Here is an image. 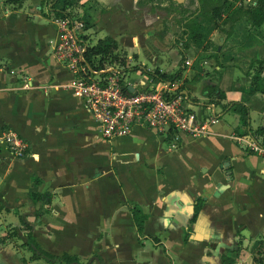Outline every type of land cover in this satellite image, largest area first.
Returning a JSON list of instances; mask_svg holds the SVG:
<instances>
[{"label": "crops", "instance_id": "0c3cea01", "mask_svg": "<svg viewBox=\"0 0 264 264\" xmlns=\"http://www.w3.org/2000/svg\"><path fill=\"white\" fill-rule=\"evenodd\" d=\"M29 1L12 10L0 6V136L16 132L31 150L30 158L16 159L0 146V264H49L42 253L78 258L69 264H222L223 257L253 264L264 243V154L234 139L244 128L231 107L249 108V135L242 138L264 148V139L252 136L264 126V94L252 90L254 62L264 60V25L242 19L228 39L199 17L203 39L186 40L192 58L182 69L193 73L186 76L178 69L185 51L170 45L178 25L164 34L160 17L129 18L140 0L79 2L73 13L87 30L106 31L129 61L139 59L133 49L149 50L153 69L181 72L175 83L189 110L218 119L214 136L184 137L177 149L165 150V140L142 126L128 137H102L84 101L65 88L73 77L54 55L51 4L44 12L43 0L36 1L39 14H31ZM208 42L216 52L205 49ZM164 55L176 60L169 71L159 66ZM25 81L32 90H23ZM210 86L225 94L214 98L218 106L209 104ZM135 207L147 217L142 233Z\"/></svg>", "mask_w": 264, "mask_h": 264}, {"label": "built area", "instance_id": "2783aa9c", "mask_svg": "<svg viewBox=\"0 0 264 264\" xmlns=\"http://www.w3.org/2000/svg\"><path fill=\"white\" fill-rule=\"evenodd\" d=\"M54 23L58 30L54 55L73 77L65 88L84 101L85 109L99 125L104 139L128 137L136 126H142L177 149L184 137L197 140L216 134L213 130L218 122L216 116L201 119L191 112L184 105L187 99L177 83L171 85L151 79L126 82L120 63H108L103 70H96L85 57L90 38L86 22L73 17L54 18ZM32 89V82L25 81L23 90ZM234 139L252 153L264 154V148L254 138ZM0 146L13 158L31 157L29 143L16 132L3 133Z\"/></svg>", "mask_w": 264, "mask_h": 264}, {"label": "trees", "instance_id": "16d2710c", "mask_svg": "<svg viewBox=\"0 0 264 264\" xmlns=\"http://www.w3.org/2000/svg\"><path fill=\"white\" fill-rule=\"evenodd\" d=\"M81 0H52L51 1V13L54 18H73V7L76 6ZM252 3L248 7H244L243 0H198L197 8L191 12L179 5L176 0H140L137 4L139 8H150L152 11H163L168 15L180 16L184 23V35L187 38L183 39V43L188 41L200 42L203 39L201 35V25L198 21L199 17H203L208 22L212 23L216 28L220 26H230L231 33L235 27V24L246 19L253 28H261L264 25V0H251ZM22 0H6L5 4L11 6H21ZM1 6V2H0ZM132 17L140 15L139 11L131 12ZM221 24V25H220ZM87 28L88 24L86 22ZM223 28V27H221ZM88 41V37L85 38ZM187 44V43H186ZM187 46V45H186ZM119 45L112 37H105L98 40L94 46L88 45L85 57L91 67L96 70H103L108 63H120L121 66H126V58L122 57L119 52ZM259 71L256 73L252 81L253 92H260L264 94L262 88V74L264 73V60L257 61ZM141 70V69H139ZM142 72L153 82H164L174 85L177 80L180 79L181 72L174 75L163 73L159 68L148 70L142 69ZM182 89V88H181ZM180 89V90H181ZM183 90V89H182ZM206 96L210 99L209 104H215L218 106V102L214 98L220 100L225 99V94L219 90L218 87H207L205 89ZM196 102V101H193ZM230 106H226L228 109ZM231 110L240 116L242 127L244 131L239 133L242 137L248 136L249 133L246 130L249 121V108L240 103H234ZM252 136L259 139H264V126L258 128L253 132ZM1 210V209H0ZM134 221L139 233L143 232L146 215L143 214L139 207L133 209ZM49 261V264H53V261L59 260L61 263H77L78 258L70 257L67 254H63L61 257H56L48 253H42ZM253 264H264V243L254 252ZM222 264H234V261L228 257L222 258Z\"/></svg>", "mask_w": 264, "mask_h": 264}, {"label": "rangeland", "instance_id": "374dc122", "mask_svg": "<svg viewBox=\"0 0 264 264\" xmlns=\"http://www.w3.org/2000/svg\"><path fill=\"white\" fill-rule=\"evenodd\" d=\"M2 1H3V3L1 1L0 2L4 5V7L9 8L10 10L13 9L12 6L5 4V1L6 0H2ZM36 1H39V0H30L29 3H28L29 5L31 4L33 10L35 11V13H31L30 12L31 14H37L39 12V11L36 10V5H35ZM43 1H41L39 4L43 7V10L45 12V11H47V6L46 5L50 4L52 0H46L47 1L46 3H45V1L44 2ZM22 3H23V0H22ZM177 3L179 5H181V6H183L185 9L191 11V12H193L197 8V6H198V0H181L180 2H177ZM29 5H28V8L25 6V9H23V10H26V12H29V9H30L29 8ZM243 5H244V7L250 6L251 5L250 0H243ZM78 6H79V3H77L76 6L73 7V11L74 12H75V10H77ZM138 11L140 12V15L139 16H149L150 15V16H152V17H150L152 19H156L157 17L162 18L160 20H162V23L164 25V28H163L164 34H167V32L169 31L167 29L171 28L172 26L173 27L176 26V25L179 26L175 30V34H174V37H177L176 43L173 44V42H172L173 40H171L170 45L172 47H175L177 45L181 49V51H185L184 53H180L179 54V55H181V57H179L180 59H179V66H178V69L181 70V71L183 70V73H185V70L182 69V67L184 66V62L186 60L185 57L186 56L189 57V58H192V57H191V54L188 53L189 52V47H191V44L188 47V45L186 44V42L183 43V39L185 38V35L182 32L181 27H180V24H179L180 21H183V19L181 17L178 18V16H175V15L174 16H170L166 12H163V11H152L148 7L147 8H145V7L144 8H139ZM112 12L114 13V12H116V10L113 9ZM131 16H132V14L129 15V18ZM36 25L42 27V24L41 23H36ZM36 25H34V26L36 27ZM46 25L47 26L50 25L51 29L53 27L51 24H49V25L46 24ZM221 27H223V28H221ZM246 29H247V23L244 22V26L243 25L241 26V30L243 31L242 33H245ZM216 30L218 31L219 36L227 37L228 39L229 38H232L233 34L235 33V27H234L232 33H231V31L229 32V30H230V26L229 25H227V26H220V28L219 29L217 28ZM86 32L90 36L89 42H88V44L90 46H94L98 42V40L104 39L105 37H107V32L106 31H103V30L96 32L93 29H89ZM216 45L218 47V44H216ZM205 49L207 51L212 50V52H214V51L216 52V49L213 47V44L211 46V42L210 43L209 42L206 43ZM133 53L139 54V59L138 60L132 59L131 61H129V59L126 57L128 55L126 52H124V51H120L119 52V54L122 57H124V58L126 57L127 64H128V62H130V65H128L127 68L126 67L125 68H122L121 67L122 69L119 68L121 71L124 72L125 81L126 82H135V81H138L140 79H148L149 77L147 76V74L142 73L139 69L141 67H146V69H148V70H152L153 69V66L154 65H153L150 57H148L149 55H151L150 52H149V50L146 49V51H145V49H142L141 47H139L137 49H133L131 51V54H133ZM173 61H174V63L176 61L173 57L170 59V56L169 55H164L163 56V63H161L159 66L164 71H169V70H171L170 69L171 64H172L171 68L174 67ZM254 64L255 65H258L257 64V61H255ZM205 70L208 71V72H210L211 74H213V69H212L211 66H209V65L205 66ZM186 73H185L186 76H190L189 74H191V75L193 74V73L187 72V71H186ZM22 85L23 84H21L20 87ZM184 105L187 106L188 103L185 102ZM224 109H225L224 107H222V109L221 108H218V113L220 114L222 112V110H224ZM163 144H164V149L165 150H167L168 148H170V143L168 141H165ZM244 147H245V145H244ZM32 249L34 250V248H32Z\"/></svg>", "mask_w": 264, "mask_h": 264}, {"label": "water", "instance_id": "95a60500", "mask_svg": "<svg viewBox=\"0 0 264 264\" xmlns=\"http://www.w3.org/2000/svg\"><path fill=\"white\" fill-rule=\"evenodd\" d=\"M177 2H180L181 0H176ZM133 89H131V91H132Z\"/></svg>", "mask_w": 264, "mask_h": 264}]
</instances>
